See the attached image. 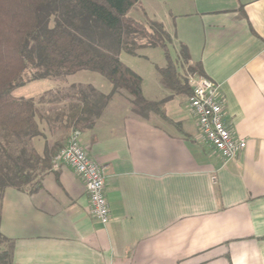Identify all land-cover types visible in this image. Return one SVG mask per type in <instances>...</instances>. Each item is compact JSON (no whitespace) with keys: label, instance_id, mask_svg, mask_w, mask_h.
I'll list each match as a JSON object with an SVG mask.
<instances>
[{"label":"crops","instance_id":"obj_1","mask_svg":"<svg viewBox=\"0 0 264 264\" xmlns=\"http://www.w3.org/2000/svg\"><path fill=\"white\" fill-rule=\"evenodd\" d=\"M138 6L143 20L161 21L173 45L187 46L189 64L219 86L224 122L247 147L224 162L201 143L191 92H173L162 76L156 95L143 92L165 102V116L142 117L129 97L115 94L80 129L85 151L106 167L109 223L90 214L74 168L51 164L23 191L3 195L0 232L13 264H264V0ZM75 122L51 130L43 124L47 142L64 147ZM36 144L42 152L45 139Z\"/></svg>","mask_w":264,"mask_h":264},{"label":"trees","instance_id":"obj_2","mask_svg":"<svg viewBox=\"0 0 264 264\" xmlns=\"http://www.w3.org/2000/svg\"><path fill=\"white\" fill-rule=\"evenodd\" d=\"M140 0H0V222L2 199L7 188L23 191L39 171H45L62 148L47 142L48 129L66 119L77 128L93 125L113 95L124 91L131 96L135 113L146 117L155 112L165 116L164 101L148 100L143 77L124 63L122 50L133 54L141 47H162L167 65L158 67L163 84L173 92H193L189 75H203L200 65H190L186 45L179 46L181 66L170 54L173 37L164 24L146 17L129 15ZM95 71L113 84L104 93L93 84L73 85L75 93L61 96L64 109L52 112L44 98H20L16 89L34 80L59 79L80 71ZM56 100V98H53ZM70 110V112H68ZM48 130V131H49ZM45 139L42 152L36 140ZM10 240L0 232V264H13Z\"/></svg>","mask_w":264,"mask_h":264},{"label":"built area","instance_id":"obj_3","mask_svg":"<svg viewBox=\"0 0 264 264\" xmlns=\"http://www.w3.org/2000/svg\"><path fill=\"white\" fill-rule=\"evenodd\" d=\"M192 87L189 106L196 117L198 140L218 153L224 162L234 159L247 147L245 138H238L224 122V100L219 86L203 75L188 79ZM52 164H69L84 181L90 197V214L103 225L111 219L110 205L106 196V167L91 158L81 144V130L73 129L67 143L53 157Z\"/></svg>","mask_w":264,"mask_h":264},{"label":"rangeland","instance_id":"obj_4","mask_svg":"<svg viewBox=\"0 0 264 264\" xmlns=\"http://www.w3.org/2000/svg\"><path fill=\"white\" fill-rule=\"evenodd\" d=\"M141 8L136 6L131 9L129 15L139 21L143 20ZM170 54L178 61L179 49L173 44H170ZM120 59L128 66L133 68L143 77V91L147 95H156L157 86L156 81H161V74L158 67H165L167 65V55L162 47L145 46L137 50L136 54L129 51L122 50L119 54ZM192 75H189L191 77ZM93 84L98 90L104 93H110L113 91V84L103 75L98 72L84 70L76 74L69 75L67 77L59 79H47V80H34L28 82L26 85L15 90L14 94L20 98L35 99L38 101L41 97L44 98L43 105H46V110L50 107L52 112H59L64 109V102L61 96L65 93H75L73 85ZM117 96L120 94L131 98V96L120 91L115 93ZM114 94V95H115ZM53 98H56L54 100ZM46 126L50 125L48 121L45 123Z\"/></svg>","mask_w":264,"mask_h":264}]
</instances>
